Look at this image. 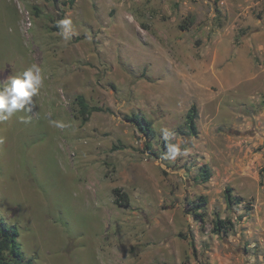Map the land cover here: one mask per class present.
<instances>
[{"label": "rangeland", "instance_id": "obj_1", "mask_svg": "<svg viewBox=\"0 0 264 264\" xmlns=\"http://www.w3.org/2000/svg\"><path fill=\"white\" fill-rule=\"evenodd\" d=\"M33 64L39 92L0 120V223L28 258L264 264V0H0V88ZM80 94L106 110L83 122Z\"/></svg>", "mask_w": 264, "mask_h": 264}, {"label": "trees", "instance_id": "obj_2", "mask_svg": "<svg viewBox=\"0 0 264 264\" xmlns=\"http://www.w3.org/2000/svg\"><path fill=\"white\" fill-rule=\"evenodd\" d=\"M76 0H70L71 4H74ZM76 102L79 106V114L81 115L82 121L87 122L89 116L94 111H103L106 110L99 106H91L83 94L77 95ZM197 108L193 106L186 115V123L189 129V132L197 134ZM126 119L134 123L139 130H141L146 136H152L154 134L153 124L146 116L141 114H132L126 115ZM148 148L152 153L153 151L151 145H148ZM204 179L209 181L211 177V171L208 167L204 169L203 173ZM226 201L229 205H232L237 198L233 195L232 188H226ZM115 201L121 206H129L130 199L127 192L123 191L121 188L114 189ZM207 203V198L202 196L201 201L194 203L196 210H199L203 205ZM214 232L220 233L222 231H228L232 228L233 222L231 219H217L213 225ZM20 230L15 225H9L5 221L0 223V264H35V261L32 258H28L21 246L19 241Z\"/></svg>", "mask_w": 264, "mask_h": 264}, {"label": "clouds", "instance_id": "obj_3", "mask_svg": "<svg viewBox=\"0 0 264 264\" xmlns=\"http://www.w3.org/2000/svg\"><path fill=\"white\" fill-rule=\"evenodd\" d=\"M69 21H64L63 24H69ZM65 38H68V33H63ZM43 83L42 69L33 64L27 68L21 75L12 77L8 83L0 88V120H6L8 117L18 111H22L26 106L31 104L32 97L35 96ZM56 127L64 125L58 121H50ZM168 133L164 132V137L167 139ZM179 154V147L171 145L168 148V156L175 158Z\"/></svg>", "mask_w": 264, "mask_h": 264}, {"label": "built area", "instance_id": "obj_4", "mask_svg": "<svg viewBox=\"0 0 264 264\" xmlns=\"http://www.w3.org/2000/svg\"><path fill=\"white\" fill-rule=\"evenodd\" d=\"M28 18H29V17H28ZM28 24H31V23L28 22Z\"/></svg>", "mask_w": 264, "mask_h": 264}]
</instances>
